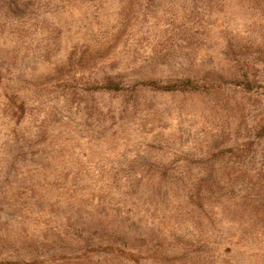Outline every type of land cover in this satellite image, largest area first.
<instances>
[{"label":"rangeland","instance_id":"1","mask_svg":"<svg viewBox=\"0 0 264 264\" xmlns=\"http://www.w3.org/2000/svg\"><path fill=\"white\" fill-rule=\"evenodd\" d=\"M0 264H264V0H0Z\"/></svg>","mask_w":264,"mask_h":264}]
</instances>
